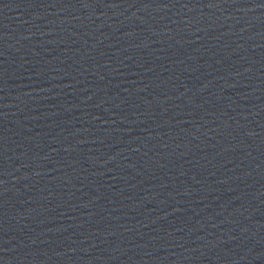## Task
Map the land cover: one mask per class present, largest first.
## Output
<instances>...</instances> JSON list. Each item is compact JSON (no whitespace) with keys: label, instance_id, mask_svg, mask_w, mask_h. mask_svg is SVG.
Segmentation results:
<instances>
[{"label":"water","instance_id":"1","mask_svg":"<svg viewBox=\"0 0 264 264\" xmlns=\"http://www.w3.org/2000/svg\"><path fill=\"white\" fill-rule=\"evenodd\" d=\"M0 264H264V25L0 133Z\"/></svg>","mask_w":264,"mask_h":264}]
</instances>
